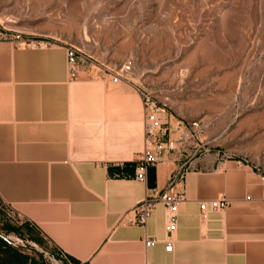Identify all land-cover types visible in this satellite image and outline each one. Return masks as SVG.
<instances>
[{
    "label": "crops",
    "instance_id": "1",
    "mask_svg": "<svg viewBox=\"0 0 264 264\" xmlns=\"http://www.w3.org/2000/svg\"><path fill=\"white\" fill-rule=\"evenodd\" d=\"M67 62L62 46L0 41V200L20 216L15 235L35 246L16 247L0 232V264H264L261 178L215 154L184 161L176 152L138 182L141 91L98 75L72 80ZM179 170L173 191L185 201L166 252L163 205L146 226L128 221ZM221 198L231 206L202 221L200 205ZM148 239L159 243L146 247Z\"/></svg>",
    "mask_w": 264,
    "mask_h": 264
},
{
    "label": "rangeland",
    "instance_id": "2",
    "mask_svg": "<svg viewBox=\"0 0 264 264\" xmlns=\"http://www.w3.org/2000/svg\"><path fill=\"white\" fill-rule=\"evenodd\" d=\"M17 36L20 48H77L82 79L150 95L184 161L215 154L264 184V0H0V41ZM128 60L132 73L113 83ZM20 221L0 200V232L34 249L15 235Z\"/></svg>",
    "mask_w": 264,
    "mask_h": 264
},
{
    "label": "built area",
    "instance_id": "3",
    "mask_svg": "<svg viewBox=\"0 0 264 264\" xmlns=\"http://www.w3.org/2000/svg\"><path fill=\"white\" fill-rule=\"evenodd\" d=\"M13 43L19 48L24 45L20 36H17ZM79 56V49L74 47L67 49L69 74L72 80H75L79 76ZM133 68L134 62L132 60L126 61L115 74H112V82L118 84L127 80ZM142 98L144 103V148L141 158L138 161L135 178L138 182L145 183L147 181L148 170L156 167L166 153L178 152L182 138L172 139L170 135L171 125L166 120L164 106L162 107L152 102L150 95L145 92L142 93ZM182 173V170L178 171L168 189L157 194L154 198L146 199L138 204L132 211L135 217L128 221L130 225L146 226L157 206L160 204L163 205L167 210L166 231L168 236L165 239L166 252L173 251V234L177 229L178 212L181 204L185 201L184 194L173 191V184L176 179L181 178ZM230 206L231 202L227 198L203 202L200 205L201 220H207L210 210L214 212L225 211ZM158 243V240L148 239L145 245L146 247H154ZM58 264H61L60 261H58Z\"/></svg>",
    "mask_w": 264,
    "mask_h": 264
}]
</instances>
